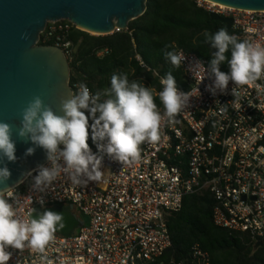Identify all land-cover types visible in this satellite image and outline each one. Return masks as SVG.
<instances>
[{
  "label": "built area",
  "instance_id": "1",
  "mask_svg": "<svg viewBox=\"0 0 264 264\" xmlns=\"http://www.w3.org/2000/svg\"><path fill=\"white\" fill-rule=\"evenodd\" d=\"M196 5L232 20L231 31L240 40L264 45V11L236 10L206 0H196ZM73 27L59 21L49 23L44 32L45 40L54 38L68 62L73 50L65 39ZM177 52L186 57L181 70L187 91L198 87L200 94L190 99L176 123L162 124L157 143L140 146L139 160L123 166L103 155L102 171L108 174L99 184L75 186L62 174L43 193L32 189L31 176L16 187L21 219L32 208L58 204L73 205L87 218L71 237L56 233L47 249L53 264H167L163 257L172 246L168 218L181 211L186 196L204 191L216 202L215 226L247 234L253 243L264 241V79L241 87L234 104L231 81L226 94L213 95L208 86L214 78L206 76L198 83L188 70L194 61H202L205 68L208 62L182 49ZM154 75L160 81L159 74ZM217 101L227 104V115L219 113ZM158 107L163 111L161 103ZM8 251L12 253L8 264H40L39 254L27 248ZM169 264H211V259L196 245L189 262Z\"/></svg>",
  "mask_w": 264,
  "mask_h": 264
},
{
  "label": "clouds",
  "instance_id": "2",
  "mask_svg": "<svg viewBox=\"0 0 264 264\" xmlns=\"http://www.w3.org/2000/svg\"><path fill=\"white\" fill-rule=\"evenodd\" d=\"M203 36L205 43L217 51L207 68L202 61H194L188 70L198 83L206 76L214 78L208 86L213 95L226 94L231 81L234 85L231 90L233 103H238L241 87L264 79V45L240 40L224 27L214 33L205 30ZM229 52L230 58L226 55ZM164 55L171 69L160 78L162 90L158 92L139 80H130L127 73H114L110 87L95 94L85 83H78L76 92L60 99L59 113L45 104L40 96H34L21 110L18 128L14 130L11 124L0 121V163L17 160L12 138L14 132L20 139L34 145L26 150V156L34 154L36 147L42 148L47 165H39L34 170L35 176L31 171L27 176L32 177V189L43 193L62 174L75 186L103 182L108 174L102 171L103 155L123 166L139 160L140 146L145 142L157 143L162 135V124L176 123V118L189 108L190 99L200 94L198 87L181 91L172 74V70L180 69L185 61L183 52L172 50ZM223 63H227L229 72L220 70ZM157 97L163 111L157 106ZM216 107L219 113L227 115V104L217 101ZM90 134L102 155L91 151L88 144ZM10 177L11 172L4 164L0 167V185H5L0 188V264H8L11 259L9 248L20 252L27 248L39 254L40 264H53L47 249L58 230L64 227L63 216L44 211L38 218H33L35 210L32 208L27 218L21 219L16 186H7ZM39 203L44 204L43 198Z\"/></svg>",
  "mask_w": 264,
  "mask_h": 264
},
{
  "label": "trees",
  "instance_id": "3",
  "mask_svg": "<svg viewBox=\"0 0 264 264\" xmlns=\"http://www.w3.org/2000/svg\"><path fill=\"white\" fill-rule=\"evenodd\" d=\"M221 27L226 28L199 8L196 0H147V10L142 17L130 22L128 30L109 36H92L73 27L65 39L73 50L69 61L70 86L73 88L83 82L95 94L110 87L114 73H127L130 80H139L158 92L159 80L154 72L163 77L171 69L165 52L182 49L209 64L213 53L211 44L205 43L203 32L214 33ZM45 36V33L41 35L39 45L55 46V39L45 40ZM226 55L230 58V52ZM139 59L145 68L140 66ZM220 70L229 72L227 63L221 64ZM172 74L179 89L187 91L181 68L172 70ZM156 103L159 106L158 97ZM88 144L98 151L91 134ZM215 204L207 191L184 198L181 211L168 218L172 246L163 260L167 264L171 260L189 262L192 248L197 245L209 254L211 264H264V243L257 247L259 242L253 243L247 234L215 226ZM75 213L83 220V215Z\"/></svg>",
  "mask_w": 264,
  "mask_h": 264
},
{
  "label": "water",
  "instance_id": "4",
  "mask_svg": "<svg viewBox=\"0 0 264 264\" xmlns=\"http://www.w3.org/2000/svg\"><path fill=\"white\" fill-rule=\"evenodd\" d=\"M206 1L236 10L264 11V0ZM146 10L147 0H0V121L11 124L14 130L18 128L20 112L34 96H40L59 113L60 99L73 92L70 65L62 49L39 45L49 23L68 21L90 35L109 36L128 30L129 23L142 17ZM210 17L231 31L232 20L214 13ZM211 51L214 54L217 49L211 46ZM12 138L17 160H4L0 167L6 164L11 172L7 186L17 187L28 172L45 165L47 159L39 147L26 156V150L34 147L31 141L20 139L15 132ZM44 211L62 214L64 227L57 232L62 236L71 237L84 225L73 205L38 208L32 217L38 218Z\"/></svg>",
  "mask_w": 264,
  "mask_h": 264
},
{
  "label": "rangeland",
  "instance_id": "5",
  "mask_svg": "<svg viewBox=\"0 0 264 264\" xmlns=\"http://www.w3.org/2000/svg\"><path fill=\"white\" fill-rule=\"evenodd\" d=\"M92 36H94V34H93ZM83 220L86 222V221H87V218H86V217H84V218H83Z\"/></svg>",
  "mask_w": 264,
  "mask_h": 264
}]
</instances>
